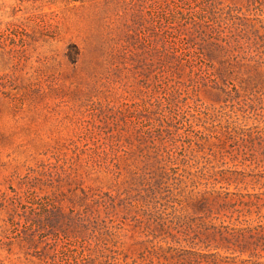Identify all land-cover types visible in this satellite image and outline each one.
I'll return each instance as SVG.
<instances>
[{
    "label": "rangeland",
    "instance_id": "obj_1",
    "mask_svg": "<svg viewBox=\"0 0 264 264\" xmlns=\"http://www.w3.org/2000/svg\"><path fill=\"white\" fill-rule=\"evenodd\" d=\"M259 1L0 0V264H264Z\"/></svg>",
    "mask_w": 264,
    "mask_h": 264
},
{
    "label": "trees",
    "instance_id": "obj_2",
    "mask_svg": "<svg viewBox=\"0 0 264 264\" xmlns=\"http://www.w3.org/2000/svg\"><path fill=\"white\" fill-rule=\"evenodd\" d=\"M258 9L260 11L259 14H264V1H259ZM240 22H238V27L235 28V47L237 49L243 50V54L245 57L249 58L250 61L253 62V65L259 68L264 69V23L259 20V24L257 25L254 20L249 17H238ZM264 19V18H263ZM190 63L191 61L188 60ZM161 178L163 177V173L160 174ZM217 192V191H215ZM82 200L84 202L93 200V204L98 206L100 202V198H94L91 195L85 193ZM206 199L201 200L200 203H205ZM85 213L87 210L84 211ZM81 214V221L79 223V228L81 230L89 229L90 225L87 223V220L84 219L86 217L85 213ZM90 222V221H89ZM160 234L169 235L172 241L176 240L172 230H170V226L166 222H162L160 225ZM151 231L150 233H152ZM155 235V234H154ZM167 235V236H168ZM209 246V244H207ZM218 247V246H217ZM177 247L168 246L167 249L162 247L158 248L161 250V256L166 255L169 251H171L170 255H173V251H176ZM235 249V248H233ZM172 257V256H171ZM174 258V257H173ZM55 260V259H53Z\"/></svg>",
    "mask_w": 264,
    "mask_h": 264
}]
</instances>
